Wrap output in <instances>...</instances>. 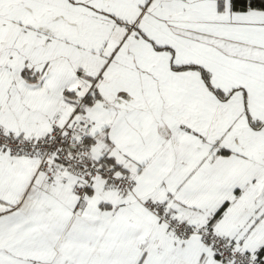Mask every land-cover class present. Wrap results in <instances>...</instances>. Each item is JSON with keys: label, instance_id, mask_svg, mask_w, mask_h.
Wrapping results in <instances>:
<instances>
[{"label": "snow or ice", "instance_id": "1", "mask_svg": "<svg viewBox=\"0 0 264 264\" xmlns=\"http://www.w3.org/2000/svg\"><path fill=\"white\" fill-rule=\"evenodd\" d=\"M0 264H264V0H0Z\"/></svg>", "mask_w": 264, "mask_h": 264}]
</instances>
